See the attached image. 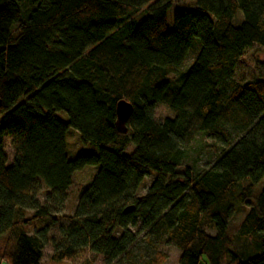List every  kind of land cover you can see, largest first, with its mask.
<instances>
[{"label":"trees","instance_id":"obj_1","mask_svg":"<svg viewBox=\"0 0 264 264\" xmlns=\"http://www.w3.org/2000/svg\"><path fill=\"white\" fill-rule=\"evenodd\" d=\"M173 3L0 0V260L41 264L49 245L45 264L85 251L116 264L141 234L147 247L173 244L178 264H264V75L233 79L248 50H264V0H194L168 29ZM122 100L133 107L125 134L115 127ZM157 105L173 116L155 121ZM69 130L96 153L68 160ZM197 134L222 150L193 174L183 159ZM85 167L97 171L63 214Z\"/></svg>","mask_w":264,"mask_h":264},{"label":"rangeland","instance_id":"obj_2","mask_svg":"<svg viewBox=\"0 0 264 264\" xmlns=\"http://www.w3.org/2000/svg\"><path fill=\"white\" fill-rule=\"evenodd\" d=\"M193 2L194 0H174L172 7L167 12L166 20L168 29L172 28L173 15L176 12L187 10ZM240 17L241 16L239 14V18ZM197 53L198 41L194 39L188 57L181 66V70L183 71V73L190 68ZM262 75H264V50L255 47L251 50H248L241 58L233 73V79L236 83L241 84L246 81H251ZM172 116L173 114L164 106H156L154 111L155 121L160 122L164 118ZM56 117L63 121L66 120V115L62 112L56 113ZM77 137L78 136L75 131L69 130L67 134L68 160H73L75 155L81 150H85L89 153H96V150L91 146H82ZM10 141V137H5L3 140V150L8 158L9 164L13 160V152L10 146ZM221 150L222 147L219 144L208 140L203 135L197 134L184 149L185 155L183 159V166H189L193 174H199L205 169L209 168V166L214 162L216 156L221 152ZM96 171L97 168L95 167H85L82 171L74 174L72 186L70 187L66 195V202L64 204V210L62 212L63 214L72 213L76 206L80 193L88 187L91 182L92 176L96 173ZM150 182V177L144 181L143 185L140 187L137 193V197H141L142 195H144L149 187ZM43 195L44 192H41L38 197L40 202L43 201ZM245 212L246 208L241 207L238 209V212L236 213L235 218L232 221V230H234V227L241 220ZM61 225L64 226L65 223L61 222ZM130 230L133 233L138 232L136 228H130ZM120 233L121 232H119L118 234ZM207 233L209 235H214V232L212 230H208ZM48 238L49 241H57L59 239L58 229L52 230L49 233ZM51 252L52 249L49 245L43 249V260L41 261V264H45L47 262ZM157 253L163 254L165 256L163 264H178L179 262L180 252L173 244L164 239L154 248L150 246L147 247L143 235L140 234L138 242L132 250V257L130 259L124 258L116 264H131L132 262H134L135 264H146V262L149 259L153 258ZM84 261H88L90 264H105L103 257L94 255L86 251L83 252V254L80 255V257L74 262L65 264H79Z\"/></svg>","mask_w":264,"mask_h":264},{"label":"water","instance_id":"obj_3","mask_svg":"<svg viewBox=\"0 0 264 264\" xmlns=\"http://www.w3.org/2000/svg\"><path fill=\"white\" fill-rule=\"evenodd\" d=\"M115 112H116L115 127L119 133L125 134L127 130L126 124L132 115L133 107L131 104L122 100L116 104Z\"/></svg>","mask_w":264,"mask_h":264},{"label":"crops","instance_id":"obj_4","mask_svg":"<svg viewBox=\"0 0 264 264\" xmlns=\"http://www.w3.org/2000/svg\"><path fill=\"white\" fill-rule=\"evenodd\" d=\"M0 264H8L6 261L0 260Z\"/></svg>","mask_w":264,"mask_h":264}]
</instances>
